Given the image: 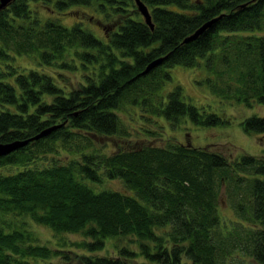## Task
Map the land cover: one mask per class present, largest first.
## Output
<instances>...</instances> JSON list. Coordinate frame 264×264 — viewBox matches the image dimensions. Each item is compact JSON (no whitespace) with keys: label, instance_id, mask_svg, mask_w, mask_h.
I'll return each instance as SVG.
<instances>
[{"label":"trees","instance_id":"16d2710c","mask_svg":"<svg viewBox=\"0 0 264 264\" xmlns=\"http://www.w3.org/2000/svg\"><path fill=\"white\" fill-rule=\"evenodd\" d=\"M140 1L150 27L134 0H9L0 7V143L25 141L0 155V264L66 257L67 243H40L34 225L79 233L72 243L81 248L78 264H136L138 256L153 264H264V158L162 140L166 123L224 120L184 99L178 83L159 90L169 66L203 64L211 91L264 104V33H246L264 27V0ZM83 5L102 13L103 38L82 27L74 12ZM241 126L263 132L264 117L246 116ZM112 136L120 139L113 150L95 144ZM116 178L126 190L105 185ZM222 185L238 218L251 222L243 236L220 231ZM107 239L115 255L96 254ZM237 246L248 259L232 256Z\"/></svg>","mask_w":264,"mask_h":264},{"label":"rangeland","instance_id":"374dc122","mask_svg":"<svg viewBox=\"0 0 264 264\" xmlns=\"http://www.w3.org/2000/svg\"><path fill=\"white\" fill-rule=\"evenodd\" d=\"M74 8V7H72ZM77 10H81L80 12L77 10L74 13L80 14V20L82 27L89 30L93 35H95L98 38H103L102 31L100 30L101 27L99 23L97 22L96 18H101L102 13L100 10L96 12L92 11L91 6L83 5V8H80V6H76ZM66 17L62 18V22L66 25H69L72 23V19L70 16L65 15ZM223 32H220L222 34ZM234 34H242L244 31H234L232 32ZM246 33H264V27H262L261 30H251L246 31ZM202 61V58H200ZM15 62L19 65H25L26 67L30 63L29 59L26 56L15 54ZM170 77L169 80L166 79L163 84L161 85V88L159 89L162 94L165 93L166 90L170 89L173 84L178 83L182 89V93L184 95V99L189 100L191 104H195L199 109L205 112H215L217 115H219V118H222L224 122L216 123L214 125L212 124H196L191 123L190 120H188V117L182 118V121L176 125L175 123L170 125V123H166L164 125V128L162 131L166 133L164 135V139H169L171 142L178 140L182 142H187L188 144H191L194 146H206L209 148H212L213 150H219L226 156L229 154L231 157H236L237 155H240L242 153L245 154H252L255 155V157H262L264 158V131L263 132H244V129L241 128V120L244 119L246 116L249 115H258L264 117V104L260 103L256 100H249L248 102H245L242 100V97L237 96L236 91L231 93H223L221 94L219 91H211L209 87H207L208 82L205 80V76L209 75L211 78L212 73L209 72L208 69H206L203 64L200 66H182V65H171L169 68H167ZM68 77H72L73 74L70 71L65 72ZM223 78H227V73L222 74ZM204 78V79H203ZM202 79V80H201ZM200 81L201 83L197 82ZM226 81H229V79H226ZM225 82L219 83V87H224L223 85ZM230 89H232V85H230ZM120 119L122 120V123L126 122L127 115L125 112L120 114ZM134 123V122H133ZM135 124V123H134ZM185 131V132H184ZM143 136V135H141ZM139 135V137L141 138ZM169 136V137H168ZM136 136H131V139H135ZM155 138H151V140H154ZM112 140H118L120 142L119 138L117 136H112L110 138L103 137V138H96L95 144H99V142L104 141V149L108 148V150H113L116 148V144ZM133 141V140H132ZM135 142H138L139 140H134ZM155 143H162L160 139L156 138L154 141ZM123 183L120 182L119 179H112L105 181L106 186H110V188H116L118 190H126V187L122 185ZM224 186H220L219 192H220V204L218 206V215H219V226L220 231H222L223 234H228L235 236L238 234L239 236H243V228L242 225H249L250 223L247 222L244 219H240L237 216V213L234 212V209L231 206V200L234 198L230 197L228 200L226 199L225 194L223 193ZM34 232L37 236V240L39 242H44L47 245L50 246V248L60 245L62 246V243L64 241L67 243V246L69 249L64 250L66 254V257H63L60 255L59 257L53 259L50 261V263H56V264H78V259L76 254L80 253L81 248L77 247L75 244L72 245L74 241H77L81 238V235L76 232H55L50 231L49 227L43 226V225H34ZM219 230V229H218ZM112 239H107L104 243V247L101 249H98L95 253L96 254H113V247L111 246ZM243 250L242 247L235 248V251H232V256L236 257H244L245 259H248L249 256ZM237 253V254H236ZM137 262L136 264H153L154 262H147L144 258L141 256L136 257ZM242 264H247L242 263Z\"/></svg>","mask_w":264,"mask_h":264},{"label":"water","instance_id":"95a60500","mask_svg":"<svg viewBox=\"0 0 264 264\" xmlns=\"http://www.w3.org/2000/svg\"><path fill=\"white\" fill-rule=\"evenodd\" d=\"M136 5L135 7L140 11L141 13V17H143L144 22L147 23L150 26H152L151 21H150V17L148 16L149 13L147 11L146 6L143 4L142 1L140 0H134ZM199 1V0H196ZM6 2H9V0H0V7L5 5ZM219 16H215L210 18L208 21H204L203 23H201L198 28H195L191 33H189L187 36L185 35V37H183L182 41H189L193 38H195L197 35H199V33L205 29L207 26L209 27L210 23H212L216 18H218ZM159 58L158 59H153L150 62H148V64L141 69V72L144 73L146 71H148V68H151V66L155 65L156 63H158ZM54 125H51L50 127H47L46 130L42 129L41 131H39L34 138H36V136L40 135V134H46V132L49 130V128L53 127ZM22 143H25L24 140H13L10 142H5V144L0 143V155L1 154H5L6 152L10 151L11 148H16V146L21 145Z\"/></svg>","mask_w":264,"mask_h":264}]
</instances>
